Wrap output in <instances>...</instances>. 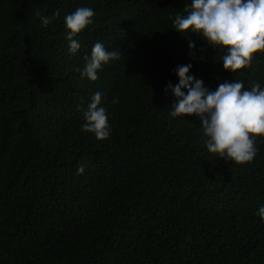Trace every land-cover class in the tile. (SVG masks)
Masks as SVG:
<instances>
[{
    "label": "trees",
    "instance_id": "trees-1",
    "mask_svg": "<svg viewBox=\"0 0 264 264\" xmlns=\"http://www.w3.org/2000/svg\"><path fill=\"white\" fill-rule=\"evenodd\" d=\"M188 4L0 0V264H264V138L250 163L213 157L200 119L170 116L165 90L187 63L209 89L264 86V52L224 70L222 50L172 29ZM80 6L94 16L72 54L63 21ZM97 41L119 56L81 79ZM96 91L103 140L80 129Z\"/></svg>",
    "mask_w": 264,
    "mask_h": 264
},
{
    "label": "clouds",
    "instance_id": "clouds-1",
    "mask_svg": "<svg viewBox=\"0 0 264 264\" xmlns=\"http://www.w3.org/2000/svg\"><path fill=\"white\" fill-rule=\"evenodd\" d=\"M185 12L170 17L172 29L188 34L187 37L203 38L214 49L222 50L219 61L224 70L233 73L248 67L254 54L264 52V0H190ZM93 16V9L87 6L65 14L64 35L69 53L75 54L80 47L74 37L92 24ZM52 18L40 17L42 26H47ZM193 48L194 43L189 40V51ZM118 56L117 51L106 50L100 41L95 42L84 57L80 78L96 81L97 72ZM191 67V63L177 65L173 69L177 82L165 86L174 97L169 115L184 119L185 115L195 114L200 119L204 145L213 157L232 164L250 163L257 152L255 139L264 138V86L253 83L244 88L239 80H225L209 89L201 79L189 74ZM101 95L100 91L92 94L80 124L81 131L92 133L97 140L106 139L111 133ZM83 171L84 164H78L77 174ZM256 214L264 223V204L258 206Z\"/></svg>",
    "mask_w": 264,
    "mask_h": 264
}]
</instances>
